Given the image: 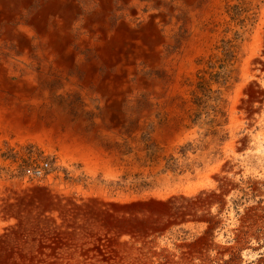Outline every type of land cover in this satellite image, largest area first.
Masks as SVG:
<instances>
[{"label": "rangeland", "instance_id": "374dc122", "mask_svg": "<svg viewBox=\"0 0 264 264\" xmlns=\"http://www.w3.org/2000/svg\"><path fill=\"white\" fill-rule=\"evenodd\" d=\"M251 2L233 7L240 31L215 48L217 67L173 95L159 71L155 123L144 99L141 129L126 98L111 121L98 104L82 126L60 117L102 143L107 167L0 123V264H264V0ZM101 75L115 101L118 75Z\"/></svg>", "mask_w": 264, "mask_h": 264}, {"label": "bare ground", "instance_id": "6f19581e", "mask_svg": "<svg viewBox=\"0 0 264 264\" xmlns=\"http://www.w3.org/2000/svg\"><path fill=\"white\" fill-rule=\"evenodd\" d=\"M249 1L0 0V123L107 167L113 156L102 143L74 136L60 117L76 114L82 126L98 104L111 121L112 106L126 98L137 119L135 107L144 99L155 123L163 111L159 71L170 76L173 95L207 62L217 67L215 48L240 31L232 9L248 10ZM114 72L121 88L115 101L104 96L99 79L103 73L108 81ZM137 125L143 127L139 120ZM99 128L108 142L113 136Z\"/></svg>", "mask_w": 264, "mask_h": 264}, {"label": "built area", "instance_id": "2783aa9c", "mask_svg": "<svg viewBox=\"0 0 264 264\" xmlns=\"http://www.w3.org/2000/svg\"><path fill=\"white\" fill-rule=\"evenodd\" d=\"M46 167L47 165L44 164L42 165V167L34 169L32 174L34 175V177L40 178L42 176V170L45 169Z\"/></svg>", "mask_w": 264, "mask_h": 264}]
</instances>
